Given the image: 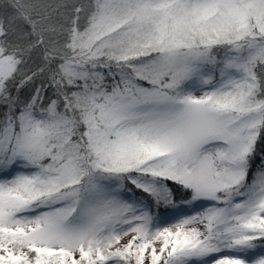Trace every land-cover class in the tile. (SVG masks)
I'll list each match as a JSON object with an SVG mask.
<instances>
[{"label": "snow or ice", "instance_id": "snow-or-ice-1", "mask_svg": "<svg viewBox=\"0 0 264 264\" xmlns=\"http://www.w3.org/2000/svg\"><path fill=\"white\" fill-rule=\"evenodd\" d=\"M0 264H264V0H0Z\"/></svg>", "mask_w": 264, "mask_h": 264}]
</instances>
